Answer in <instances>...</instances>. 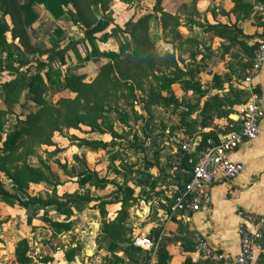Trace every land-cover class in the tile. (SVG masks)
<instances>
[{"label": "rangeland", "instance_id": "obj_1", "mask_svg": "<svg viewBox=\"0 0 264 264\" xmlns=\"http://www.w3.org/2000/svg\"><path fill=\"white\" fill-rule=\"evenodd\" d=\"M23 1L17 0L19 4ZM103 1L107 3L106 8L97 5L93 11L109 22L105 32L110 35L105 42L94 39L96 49L118 52L126 39L129 48L119 56L120 65L112 72L117 82L112 100L104 102L97 111H78L84 115V122L74 126L59 124L49 132L46 126L31 127L27 120L30 113L42 107V102L56 109L73 102L74 89L79 84L92 83L100 68L108 63L103 56L96 59L95 54L90 60H77L72 47L81 57L91 53L94 47L87 41L86 27L69 13L54 18L44 5L33 6L36 19L26 28L29 42L39 50L65 49L63 63L57 58H47L49 53L29 52L17 39L11 38L9 31L4 33L10 46L0 47V67H4L0 72V109L3 110L0 115V184L22 199L30 195L68 202L69 196L75 193L96 199L90 201L82 213H72L78 217L79 224L73 225L65 236H52L49 224L41 218L42 211L38 216H32L30 209L0 200V264H13L12 251L22 237L29 240L33 254L43 255L63 251L79 237L81 246L91 247L97 255L84 264H104V259L109 264H116L113 251L102 248V243L111 235L103 231L97 236V209L92 205L101 203L105 207V213H99L101 223L111 221L120 209L114 197L117 193L124 197L126 188L133 189L132 197L141 196L131 199L127 208L123 228L119 231L125 244L120 248L124 249L128 264H151L153 251L149 254L135 250L132 239L152 223L156 208L171 183L189 173V159L185 164L179 151L182 142L200 133L191 122L194 112L201 108L205 98L214 94L221 96L228 84L234 86L231 81L241 79L249 67L251 58L245 45L250 46L251 40L238 41L234 35L239 30L252 31L254 24H264L263 16L251 8L236 7L230 0H166L164 8L177 18L169 24L164 23L162 8L154 4L156 0ZM69 8L73 9L70 5ZM145 15L150 45L143 57L127 62L126 57L131 55L135 42L124 33V24ZM0 20L11 28L9 17L1 10ZM223 25L231 26L232 33L221 31ZM39 61L59 69V85L29 89L27 84L32 75L43 73L44 69L37 65ZM73 75L77 80L69 86L66 77ZM215 77L222 82L221 88ZM169 79L173 82L169 83ZM171 95L177 104L171 101L168 106L163 105L161 98ZM225 110L236 113L233 106L225 107ZM213 113H216L214 109L205 115ZM21 127L28 128V134L21 136L11 150H4L9 135ZM91 142L97 143L96 149L89 144ZM25 165L38 169L43 178L20 173L17 177L21 189L16 191L3 167L14 174L16 167ZM87 171L95 173L104 187L80 186L79 177ZM140 200L152 207L145 221L136 220L138 217L134 214V210L142 205ZM48 216L51 219L67 217L52 210ZM145 234L153 238L152 233ZM188 237L189 234H185L181 239L191 243L192 239ZM173 256L184 264L182 257ZM202 261L209 263L204 258ZM170 264L179 263L171 258ZM255 264H264V252Z\"/></svg>", "mask_w": 264, "mask_h": 264}, {"label": "trees", "instance_id": "obj_2", "mask_svg": "<svg viewBox=\"0 0 264 264\" xmlns=\"http://www.w3.org/2000/svg\"><path fill=\"white\" fill-rule=\"evenodd\" d=\"M234 3V6H240L241 8H253L251 4L245 3L243 0H231ZM259 2L264 3L261 0H257ZM35 4H42L48 10L54 18H60L64 14H71L74 17V20L77 23H82L86 27V35L87 41L90 45L94 46L91 53L86 54L85 57H81L79 52L72 47L71 50L75 53V56L78 61L90 60L91 55L95 54L98 56H103L106 58L108 63L104 64L97 74L94 81L90 84H79L75 89L76 96L71 103H64L61 109H56L47 105L45 102H42V107L37 110L35 113H30L27 123L33 126H46L49 128L51 132L56 129V127L60 124L66 126H74L77 123L84 122V115L78 113V111H92V110H100L104 102H110L112 100L113 95L116 91V80L112 76V72L114 71V67L118 68L120 65L119 56L123 54V51L126 48H129V42L126 41L121 45V50L118 52L107 50V51H99L96 49L94 45V39H98L99 41L105 42L109 37V33L105 32L106 28L109 25V22L105 17H98L96 13L93 11V7L99 5L104 9L107 6L103 0H24L22 3H18L17 0H0V10L2 14L8 16L11 21V28L7 26L4 21L0 20V47L7 48L10 44L7 42L4 33L9 31L11 34V38L13 40L17 39L19 43L29 52H44L49 53L48 57L50 60H54L55 58L59 59L60 63L64 62L63 55L65 49L55 50L52 49H43L39 50L34 47L28 40V35L26 33V28L32 25V23L36 19V13L33 9ZM160 0H156L155 5H159ZM69 5L73 8H69ZM164 23L169 24L174 21H177L176 16L164 13ZM148 17L145 15L144 17L137 20H129L124 25L126 26L124 29V33L131 37L135 42V46L131 51V55H127L126 61H132L137 58L143 57L144 53L148 50L150 45L149 35L146 32V19ZM141 28V29H140ZM221 31L226 33H232L231 26L223 25L221 27ZM140 29V30H139ZM144 32H143V31ZM236 30V29H235ZM237 32V31H236ZM99 34V35H97ZM220 35H224V33H220ZM98 36V37H96ZM234 39L241 41L243 39L250 40L252 37L250 35L244 34L242 31H238L236 35L233 37ZM260 42V41H259ZM259 42L254 41L250 46H246V53L251 58L249 66L252 63V60L256 54V50L258 48ZM113 62V64L111 63ZM39 68L44 69L43 73H34L32 77L28 80L27 86L31 90H35L40 86H57L61 82V74L58 68H54L50 65V63L39 61L37 63ZM4 69L0 67V72ZM21 79V78H20ZM77 80V76H68L66 77V84L71 86L75 84ZM215 81L219 88L222 86V82L219 81L218 78L215 77ZM173 82V80L169 79V83ZM163 87L168 88V85H164ZM196 91H200L195 88ZM247 95L242 90L237 89L232 84H228V89L225 90L221 96L214 94L207 98H205L202 106L199 111L200 118H192L191 122L193 125L199 123L200 126H206L210 124L212 117L211 115H205L208 111L214 109L216 111L217 116H227L230 111L225 110V107L231 108L233 105L242 104L246 101ZM162 104L168 106L171 101L176 103L174 95L169 96L168 98L162 97ZM177 104V103H176ZM3 113V110L0 109V115ZM32 115V116H30ZM182 118V117H181ZM237 124H233L231 127L226 130V132L238 129ZM28 128L21 127L16 131L12 132L9 135V141H7L4 145V150H11L17 140L28 134ZM206 135H204V139H206ZM216 139V138H215ZM95 149L97 148V143H89ZM204 143L200 144L202 147ZM101 145H106L105 143H101ZM181 156V160L186 164L188 159H192L188 165L189 173L184 176H180L176 181L171 183L169 189L163 194L165 201H172L175 196L181 193L184 190V185L188 182L190 178V174L192 171V166L195 161V156L188 155L183 151H179ZM194 157V158H192ZM14 174L8 173L7 168L3 167V171H5L14 183V188L16 191H20L21 184L17 177L20 173H29L34 174L39 179L43 178V175L38 172V169L29 167L27 165L15 168ZM187 169V170H188ZM37 180V179H36ZM97 180V181H96ZM78 183L80 186H85L90 184L94 187H104V183L96 177L95 173L92 172H84L79 177ZM152 185V184H151ZM120 191V190H119ZM170 191V196L167 197L166 193ZM125 196L121 197L117 195L114 197V202L120 204V209L116 215V217L108 223H104L103 230L110 234L109 236L112 239V243L108 245V247L113 250L116 246V242H124L125 238L122 235H119V231L123 228V221L126 218L127 208L130 207V203L134 198H139L140 194L136 197L133 196V189L126 188L124 190ZM96 197H90L87 194H71L69 196L68 202H63L58 200L57 198H48L43 199L41 197H35L26 195L25 199L19 198L16 193H9L1 184H0V200L7 202L9 205L13 206L18 204L20 207L24 209H30L32 216H38L39 212L42 211V219L46 221L54 232H66L69 231L73 224L74 219H70V215H72L73 211H82L90 201L95 200ZM98 199V198H97ZM132 199V200H131ZM129 200V201H128ZM131 200V201H130ZM92 205V208L97 209L101 214L105 213V207L103 205ZM56 211L61 214L69 217L63 220L54 219L48 216V212ZM30 221V220H29ZM28 221V222H29ZM262 244L264 245V232L262 233ZM135 250H139L138 248H134ZM28 250V245L26 239H21L15 249V257L18 263L26 264L29 262V257L26 255ZM167 251L164 248V245H160L157 252V264H167ZM117 260H120L116 258ZM255 264V263H254Z\"/></svg>", "mask_w": 264, "mask_h": 264}, {"label": "crops", "instance_id": "obj_3", "mask_svg": "<svg viewBox=\"0 0 264 264\" xmlns=\"http://www.w3.org/2000/svg\"><path fill=\"white\" fill-rule=\"evenodd\" d=\"M243 1L245 3L251 4L252 6L259 2L257 0ZM261 1L264 2V0ZM165 2L166 0H160L159 6L162 8V12L174 15L171 13V11L164 8ZM243 33L252 37L250 39L251 44L254 41L259 42L264 38V24H254L252 31L244 30ZM241 79H237L235 81L232 80L231 82H234V86H236L237 89H240L246 93L248 98L247 92L239 84ZM252 85L254 91H256V93L261 96L264 110V62L259 72L253 76ZM239 105L241 104L233 105V107L236 108V113L229 112L227 116H217L216 113H213L211 115L212 120L210 124L206 126H200L199 123H197L196 128L200 130V133L198 136L191 138V144H195L197 149H199L200 144L203 142V147L207 139L211 138L217 141L219 136L225 134L226 130H228V128L233 124H237L239 127L240 121L237 114ZM194 114L195 115L192 118H200L199 111L194 112ZM260 130V135L256 140L242 142L239 148L232 151L228 155L230 160L240 161L244 164V172L230 182L219 181L214 183L211 188V202L207 205H204L198 212L192 213L186 209L176 216L171 217L170 220H163L161 215L162 205L159 203V207L156 208V217L152 220V223L149 224L150 226H145L146 230H141V234L152 233V242L154 246L150 250L138 248L141 251L149 252V254L153 251L151 264H157V252L160 245H164V248L167 251V264H170L171 258L180 264L181 261H179L177 257H174L173 254L182 257V262L184 264H207L206 262L202 261L203 256L197 247V240L199 238H203L212 242L220 249L229 252H235L238 249L236 228L241 222H243V215L246 213H254L261 219V223L254 226L249 224L248 226L251 229L259 228L262 233L264 232V116L260 122ZM204 135L207 136L206 139H204ZM166 195L169 197L170 191H168ZM163 200L165 201L164 198ZM140 202L142 205L139 207V209L134 210V214L136 217H138L136 220L145 221L148 219L152 207L146 204L144 200H140ZM83 210L73 212L78 214L80 212L82 213ZM106 210H108V208ZM99 213L100 212L97 210V236L99 233L104 231V223L110 222L106 220L105 222H102V224L101 219L99 218ZM71 218L75 221L73 225L79 224L78 217L71 215ZM55 219L63 220L59 218ZM135 226L137 227V224H135ZM49 228L52 236H65L70 231L54 232L50 225ZM185 234H189L192 239L191 243L189 241H182L181 236ZM25 238L26 237H22L15 243L12 251V259L14 261H12L13 264H20L16 260L15 249L19 241ZM80 238L82 240L84 239V237ZM92 238L89 239L91 240ZM26 241L28 245L26 255L30 259L26 264H84V262L92 261L97 256L96 251H94L91 247L81 246L79 237L69 246H65L63 251L58 250L57 253L50 255H43L41 253L33 254L29 240L26 239ZM112 242V239L108 238V240H105L102 243V248L108 252L113 251L112 254L116 258L120 259L117 260L116 264H128L126 262V254L123 251L124 249L120 248L125 243L117 241L115 243V248L111 250L108 245ZM263 252L264 245L261 243V249L255 251L253 264L256 263L258 256ZM58 259L60 260L59 263ZM103 263L109 264V261L104 259ZM209 263L211 262L209 261Z\"/></svg>", "mask_w": 264, "mask_h": 264}, {"label": "built area", "instance_id": "obj_4", "mask_svg": "<svg viewBox=\"0 0 264 264\" xmlns=\"http://www.w3.org/2000/svg\"><path fill=\"white\" fill-rule=\"evenodd\" d=\"M255 13L264 17V3L257 2L253 6ZM264 62V38L259 42L256 56L251 66L240 80V86L247 92V100L238 107L239 128L219 136L218 140L207 139L203 147L197 149L191 140L180 144L181 150L188 155H194L195 161L184 190L172 201L161 200V215L163 220H170L180 212L188 209L198 212L212 200V185L219 181L230 182L240 176L245 166L240 161H232L229 153L240 147L244 141H254L260 135V122L264 116L261 96L253 89L252 78ZM192 162V159H189ZM261 219L254 213L243 215V222L236 228L238 249L229 252L220 249L212 242L199 238L197 247L205 260L217 264H253L255 251L261 249L262 232L259 228L251 229L248 225H257ZM132 245L144 250L153 248L152 239L146 234H140L132 239Z\"/></svg>", "mask_w": 264, "mask_h": 264}]
</instances>
